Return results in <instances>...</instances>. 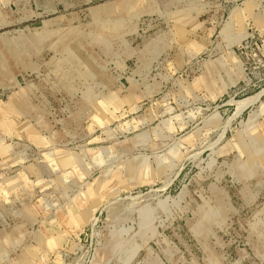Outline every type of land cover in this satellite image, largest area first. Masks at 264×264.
I'll use <instances>...</instances> for the list:
<instances>
[{
  "label": "rangeland",
  "instance_id": "374dc122",
  "mask_svg": "<svg viewBox=\"0 0 264 264\" xmlns=\"http://www.w3.org/2000/svg\"><path fill=\"white\" fill-rule=\"evenodd\" d=\"M0 264H264V0H0Z\"/></svg>",
  "mask_w": 264,
  "mask_h": 264
},
{
  "label": "built area",
  "instance_id": "2783aa9c",
  "mask_svg": "<svg viewBox=\"0 0 264 264\" xmlns=\"http://www.w3.org/2000/svg\"><path fill=\"white\" fill-rule=\"evenodd\" d=\"M242 46L243 47H248V39L243 42Z\"/></svg>",
  "mask_w": 264,
  "mask_h": 264
},
{
  "label": "bare ground",
  "instance_id": "6f19581e",
  "mask_svg": "<svg viewBox=\"0 0 264 264\" xmlns=\"http://www.w3.org/2000/svg\"><path fill=\"white\" fill-rule=\"evenodd\" d=\"M250 101H251V99H250ZM245 102H246V101H245ZM239 104H240V103H239ZM239 104H238V105H239ZM242 104H243V103H242ZM244 105H245V103L243 104V106H244ZM246 105H247V104H246ZM246 105H245V106H246ZM239 106H240V105H239ZM239 106H238V107H239ZM243 106H240V107L242 108ZM245 106H244V107H245ZM240 107H239V108H240ZM256 144H257V143H256Z\"/></svg>",
  "mask_w": 264,
  "mask_h": 264
}]
</instances>
